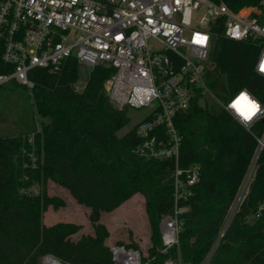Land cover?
I'll return each mask as SVG.
<instances>
[{
  "label": "trees",
  "instance_id": "1",
  "mask_svg": "<svg viewBox=\"0 0 264 264\" xmlns=\"http://www.w3.org/2000/svg\"><path fill=\"white\" fill-rule=\"evenodd\" d=\"M213 1L234 10L261 2ZM222 32L221 27L210 54L215 67L206 75L207 84L222 100L246 88L264 103V76L255 71L260 45ZM81 68L78 58L71 56L56 72L38 67L31 71L35 85L26 91L32 116L25 128L26 134L35 135L36 167L29 165L30 157L23 153L24 146L31 150L24 133L0 135V264H42L41 258L48 254L68 264H114L105 242L108 231L98 221L102 211L115 209L136 192L145 197L152 232L148 264H166L168 259L176 264H201L211 251L208 264H264V147L248 196L220 234L264 133V119L247 129L221 105H202L200 95L176 117L183 137L180 165L198 163L202 171L187 201L189 210L182 214L179 246L163 252L160 222L174 205L175 160L135 153L137 126L120 133L130 117L128 108H115L106 91L112 66L93 67L84 88L78 90ZM48 179L91 207L93 234L75 240L72 236L79 225L43 223L49 204H64L59 196L47 193ZM35 183L40 186L38 194L22 190Z\"/></svg>",
  "mask_w": 264,
  "mask_h": 264
},
{
  "label": "built area",
  "instance_id": "2",
  "mask_svg": "<svg viewBox=\"0 0 264 264\" xmlns=\"http://www.w3.org/2000/svg\"><path fill=\"white\" fill-rule=\"evenodd\" d=\"M262 6L264 0L237 10L213 0H0V67L4 68L0 87L16 82L31 92L35 85L33 68L56 72L71 56L78 58L81 67L114 68L105 88L115 108L146 109L136 128L139 141L135 153L145 158L175 160L171 173L174 205L160 222L164 252L179 246L182 214L189 210L187 201L202 171L198 163L180 165L183 137L176 117L189 110L197 95L202 105L209 104V93L216 96L206 75L215 67L210 54L219 28L228 38L252 40L260 45L255 71L262 74L257 71L264 54ZM197 35L206 37V41L194 42ZM243 90L261 109L246 124L228 108ZM217 99L247 129L264 119V103L246 88L226 100ZM23 138L31 145V150L24 146L23 153L30 157L29 165L36 167L35 135L31 132ZM258 142L237 196L249 187L255 175L264 133ZM23 178L26 180L28 175L25 173ZM22 190L38 194L40 186L35 183ZM238 198L231 206L234 212ZM230 216L229 213V221ZM111 251L114 264H148L152 259L138 248L124 245L114 244ZM211 254L212 251L201 264H208ZM171 263V259L166 261Z\"/></svg>",
  "mask_w": 264,
  "mask_h": 264
},
{
  "label": "rangeland",
  "instance_id": "3",
  "mask_svg": "<svg viewBox=\"0 0 264 264\" xmlns=\"http://www.w3.org/2000/svg\"><path fill=\"white\" fill-rule=\"evenodd\" d=\"M91 69L84 65L82 66L81 75L76 85L78 90L84 88ZM8 85L7 87H0V135L26 134L25 124L29 122L32 116L30 96L23 85L12 83ZM207 101L209 104H219L217 97L211 93L208 94ZM145 114V108L128 107L130 120L123 126L120 133L123 134L137 126ZM250 188L251 186L249 185L243 193L238 195L239 198L235 201L234 206H239L244 202ZM46 190L48 194L59 196L63 199L64 204L59 206L49 204L43 212V223L53 225L59 222H68L79 225V231L72 236L75 240L84 234L94 233L93 221L90 217L91 207L79 202L68 188L51 179H48L46 183ZM233 212L234 209H231L229 212L230 217L233 216ZM253 219V216L249 217L250 221ZM98 222L104 224L108 231L105 242L110 249L114 244L124 245L126 247L138 248L144 256H150V247L153 245V241L151 240L152 232L146 211V200L142 193H134L113 210L102 211ZM228 222L229 220L227 219L225 224L223 223L224 226L220 234L223 233ZM47 256L57 258L51 254L45 255L41 258L42 264H47L45 263ZM171 264L176 263L172 260Z\"/></svg>",
  "mask_w": 264,
  "mask_h": 264
},
{
  "label": "clouds",
  "instance_id": "4",
  "mask_svg": "<svg viewBox=\"0 0 264 264\" xmlns=\"http://www.w3.org/2000/svg\"><path fill=\"white\" fill-rule=\"evenodd\" d=\"M257 71L264 74V54L261 55ZM228 108L240 119L241 123L251 121L261 111L260 105L247 90L241 91L229 104Z\"/></svg>",
  "mask_w": 264,
  "mask_h": 264
},
{
  "label": "bare ground",
  "instance_id": "5",
  "mask_svg": "<svg viewBox=\"0 0 264 264\" xmlns=\"http://www.w3.org/2000/svg\"><path fill=\"white\" fill-rule=\"evenodd\" d=\"M48 259H47V261H48L47 264H65L61 260H59L55 257H49Z\"/></svg>",
  "mask_w": 264,
  "mask_h": 264
},
{
  "label": "snow or ice",
  "instance_id": "6",
  "mask_svg": "<svg viewBox=\"0 0 264 264\" xmlns=\"http://www.w3.org/2000/svg\"><path fill=\"white\" fill-rule=\"evenodd\" d=\"M206 37H202V36H199V35H197L196 37H195V40H194V42H196V43H200V44H203L205 41H206Z\"/></svg>",
  "mask_w": 264,
  "mask_h": 264
}]
</instances>
